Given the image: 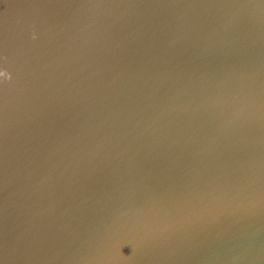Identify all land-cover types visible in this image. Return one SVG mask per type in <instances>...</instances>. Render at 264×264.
<instances>
[{
    "label": "water",
    "instance_id": "95a60500",
    "mask_svg": "<svg viewBox=\"0 0 264 264\" xmlns=\"http://www.w3.org/2000/svg\"><path fill=\"white\" fill-rule=\"evenodd\" d=\"M0 264H264V0H0Z\"/></svg>",
    "mask_w": 264,
    "mask_h": 264
},
{
    "label": "snow or ice",
    "instance_id": "6c2138e0",
    "mask_svg": "<svg viewBox=\"0 0 264 264\" xmlns=\"http://www.w3.org/2000/svg\"><path fill=\"white\" fill-rule=\"evenodd\" d=\"M0 75H2V74H0Z\"/></svg>",
    "mask_w": 264,
    "mask_h": 264
}]
</instances>
